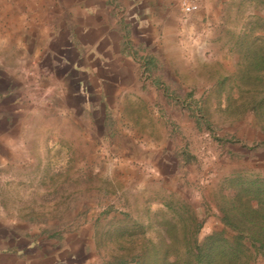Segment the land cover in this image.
<instances>
[{
  "label": "rangeland",
  "instance_id": "374dc122",
  "mask_svg": "<svg viewBox=\"0 0 264 264\" xmlns=\"http://www.w3.org/2000/svg\"><path fill=\"white\" fill-rule=\"evenodd\" d=\"M203 2L205 17L113 18L110 39L80 28L76 0H0L1 243L33 264H135L181 200L199 243L234 234L224 197L264 177V139L240 137L264 131L237 77L264 0Z\"/></svg>",
  "mask_w": 264,
  "mask_h": 264
},
{
  "label": "trees",
  "instance_id": "16d2710c",
  "mask_svg": "<svg viewBox=\"0 0 264 264\" xmlns=\"http://www.w3.org/2000/svg\"><path fill=\"white\" fill-rule=\"evenodd\" d=\"M264 24V17L262 18ZM237 72L245 112H251L264 131V35L256 40L242 38ZM243 96L244 99H243ZM236 181V182H235ZM235 191L224 197L221 222L234 232L231 237L214 231L203 242L197 241L202 221L186 201L165 220L164 235L149 240L130 257L135 264H256L264 259V177L234 180ZM120 249H125L121 246ZM128 256V253L124 255ZM127 263L119 257L116 264Z\"/></svg>",
  "mask_w": 264,
  "mask_h": 264
},
{
  "label": "crops",
  "instance_id": "0c3cea01",
  "mask_svg": "<svg viewBox=\"0 0 264 264\" xmlns=\"http://www.w3.org/2000/svg\"><path fill=\"white\" fill-rule=\"evenodd\" d=\"M203 1L204 0H190V2L188 3H192L195 5L197 4L199 9L194 13L188 14L186 17L194 14L207 16L208 14H205L206 11L202 12V8H204L205 6ZM226 1L228 0H222V4H224V2ZM76 5L80 9L78 14L79 16L81 15L82 18V21L80 22V28L83 29L84 32H92L97 31L98 29L96 27L99 26V30L103 29V34H106L105 36L110 37V39L115 38V36H113L111 33H118V28L108 26V23L110 24L114 22L113 18L118 19L116 20L117 23H124L125 25L129 23L133 18L135 19V21L138 20L137 18L141 17V14L138 10L141 9V13H144L146 15L145 21L150 24L156 23L158 21L157 18L156 21L153 18V9H161V12L159 13L160 21L167 15L171 7L177 6L179 7V9H181L180 0H178L177 3L175 0H76L75 6ZM206 7H216V3L212 2L206 5ZM108 18H110V20H108ZM139 22H136V25L140 24ZM107 33L109 36H107ZM149 66V64H146V68L151 70L152 68H149ZM250 126L252 127H250L245 137H243V135H240L241 139H246L250 142L251 140H254V138H256L257 141L262 142L264 139L263 133L259 130L257 131L252 123H250ZM260 168V170L264 172L263 166H261ZM3 239H6V237H3ZM3 239L2 243L0 241V264H33L32 260H30L28 256H25L21 249L16 250L14 248V244L7 246V244H5V240L3 241ZM43 261L44 264H48V262L46 263L45 259H43Z\"/></svg>",
  "mask_w": 264,
  "mask_h": 264
},
{
  "label": "built area",
  "instance_id": "2783aa9c",
  "mask_svg": "<svg viewBox=\"0 0 264 264\" xmlns=\"http://www.w3.org/2000/svg\"><path fill=\"white\" fill-rule=\"evenodd\" d=\"M181 9L185 14H191L197 11L198 7L195 4L187 3L184 1L180 2Z\"/></svg>",
  "mask_w": 264,
  "mask_h": 264
}]
</instances>
